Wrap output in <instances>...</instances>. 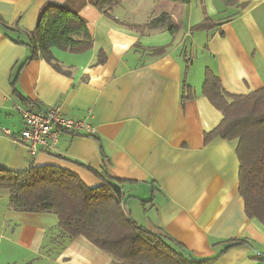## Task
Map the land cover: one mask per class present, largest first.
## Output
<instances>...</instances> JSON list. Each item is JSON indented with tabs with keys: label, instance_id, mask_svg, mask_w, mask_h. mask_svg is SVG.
Listing matches in <instances>:
<instances>
[{
	"label": "crops",
	"instance_id": "crops-1",
	"mask_svg": "<svg viewBox=\"0 0 264 264\" xmlns=\"http://www.w3.org/2000/svg\"><path fill=\"white\" fill-rule=\"evenodd\" d=\"M64 1L0 0V20L11 28L0 24V168L58 165L89 187L107 176L123 180L125 198L137 203L130 211L137 224L168 233L195 258H213L210 264H264L257 257L264 254V225L247 217L238 191L236 141H205L222 113L201 93L206 68L230 94L264 86V0H158L178 27L174 33L128 26L153 18L152 8L130 14L123 0V13H113L115 6L108 16L86 4L79 14L92 47L53 49L66 73L43 59L22 65L40 7ZM205 17L213 26L192 30ZM183 83L193 91L184 101ZM30 104L85 120L93 133L61 131L52 150L30 156L14 139L23 127L18 108ZM0 191V264H111L85 237L61 233L54 214L10 209L9 191ZM233 239L246 243L225 250Z\"/></svg>",
	"mask_w": 264,
	"mask_h": 264
},
{
	"label": "trees",
	"instance_id": "trees-1",
	"mask_svg": "<svg viewBox=\"0 0 264 264\" xmlns=\"http://www.w3.org/2000/svg\"><path fill=\"white\" fill-rule=\"evenodd\" d=\"M121 1L65 0L63 3H44L38 11L33 30L26 33L25 45L29 48V55L22 65L30 60L43 59L55 70L66 73L53 55V49L82 53L93 45L86 21L79 14L81 8L89 4L111 16L109 12ZM168 1L176 4L190 2ZM212 23L205 17L192 30L209 29ZM0 24L5 30H11L1 20ZM128 26L136 30L165 29L170 33L178 29L166 12L144 24ZM152 51L155 55L160 54L163 48ZM105 60L106 54L99 50L97 64ZM182 86L184 101L193 96V91L184 83ZM201 93L222 113L220 123L206 132L204 139L209 141L220 137L236 141L238 191L244 211L247 217L256 218L264 225V86L245 95L230 94L223 89L220 79L206 68ZM122 184L123 180L107 176L99 185L89 187L76 172L53 164L31 166L20 172L0 168V190L9 191L10 209L53 213L61 233L67 238L85 237L111 256V264H210L213 261V258H195L164 231L137 224L126 208ZM244 243L246 241L242 239L229 240L225 250ZM257 257L264 260V254Z\"/></svg>",
	"mask_w": 264,
	"mask_h": 264
},
{
	"label": "built area",
	"instance_id": "built-area-1",
	"mask_svg": "<svg viewBox=\"0 0 264 264\" xmlns=\"http://www.w3.org/2000/svg\"><path fill=\"white\" fill-rule=\"evenodd\" d=\"M18 112L23 127L14 135V139L25 144L30 156L42 150H52L61 131L93 133L92 127L85 120L68 117L55 107L39 108L30 104L19 107Z\"/></svg>",
	"mask_w": 264,
	"mask_h": 264
},
{
	"label": "rangeland",
	"instance_id": "rangeland-1",
	"mask_svg": "<svg viewBox=\"0 0 264 264\" xmlns=\"http://www.w3.org/2000/svg\"><path fill=\"white\" fill-rule=\"evenodd\" d=\"M133 3V4H132ZM157 3H158V0H124V8L126 10H128L130 12V14H137V13H144V12H150V9L152 8V14L151 13H148L149 14V18L150 17H154L156 16L155 14L158 13L159 11H162V12H166L167 11V8H161L160 4L157 6ZM113 13L115 14H120V13H123V0L120 2V4L116 5L115 9L112 10ZM4 191H2V194H4V192H7L6 189H2ZM1 192V191H0ZM129 197H126L125 198V204H126V208L127 210L130 212V211H133L135 213L136 211V202L135 201H129ZM131 213V212H130ZM53 214V213H51ZM132 216L131 217H136L135 215L136 214H131ZM55 216V215H54Z\"/></svg>",
	"mask_w": 264,
	"mask_h": 264
}]
</instances>
